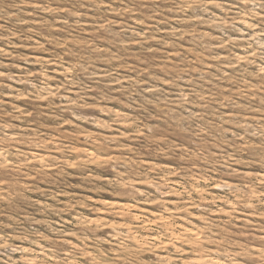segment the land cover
<instances>
[{"label":"rangeland","instance_id":"rangeland-1","mask_svg":"<svg viewBox=\"0 0 264 264\" xmlns=\"http://www.w3.org/2000/svg\"><path fill=\"white\" fill-rule=\"evenodd\" d=\"M0 264H264V0H0Z\"/></svg>","mask_w":264,"mask_h":264}]
</instances>
